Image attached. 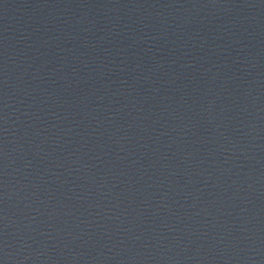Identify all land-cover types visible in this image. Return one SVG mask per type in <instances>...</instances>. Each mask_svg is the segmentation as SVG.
Masks as SVG:
<instances>
[{
    "label": "water",
    "instance_id": "obj_1",
    "mask_svg": "<svg viewBox=\"0 0 264 264\" xmlns=\"http://www.w3.org/2000/svg\"><path fill=\"white\" fill-rule=\"evenodd\" d=\"M0 264H264V0H0Z\"/></svg>",
    "mask_w": 264,
    "mask_h": 264
}]
</instances>
